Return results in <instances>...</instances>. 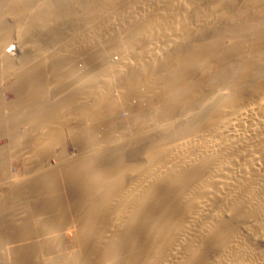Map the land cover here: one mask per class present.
<instances>
[{
	"label": "bare ground",
	"instance_id": "bare-ground-1",
	"mask_svg": "<svg viewBox=\"0 0 264 264\" xmlns=\"http://www.w3.org/2000/svg\"><path fill=\"white\" fill-rule=\"evenodd\" d=\"M15 1L17 2L14 3L15 7L18 6L17 12H14L13 16L15 21L11 18L16 25V27L14 25V31H12V22V26L8 24V30H5V26H0V77L3 76L2 79L4 76L7 78L8 75H2L3 72H6H2L5 69L8 73L10 72L9 75H13V79L18 81L24 77L23 79L28 84L34 85L38 78V72L41 73L43 70L42 66L46 65L50 69L49 59L55 56L53 53L60 45V48L64 47L65 50L67 48L66 52L78 45L82 47L79 50L86 49L88 53H92L94 47L96 49L99 47L100 51L94 50L96 53L93 51L94 54L87 57L90 60H95L89 62L93 63L91 66H94V62L98 59L104 60L102 57L109 53L105 55L98 53L101 56L96 55L97 51L101 52V49L102 53L108 49L112 52V48L117 49L120 53V57H116L117 62L116 59L115 62L111 59L112 61L110 60L109 63L107 60L109 55L106 58L107 62L104 60L101 63L98 60L94 74H90V76L94 75V78L88 74L87 79L86 76H82L83 79H86L83 80L80 78L81 71L79 79L77 77L74 79L75 75L73 79L72 77L70 79L69 76L73 72L71 75L66 73L69 80H72L69 81L70 87L73 85L72 92L70 90L68 93V90L65 89L68 86H61L60 82H57L60 79L59 75H56L57 72L55 71V75H52L53 72L46 69L50 71V73L46 71L49 77L52 75L51 79L49 77L45 79L47 86L50 85L51 89L56 86L58 90L55 88L52 93L49 92L52 91L50 86L49 91L45 87L46 90L44 89V93H42L44 96L41 94L39 96L42 98L49 95L54 96V92L57 91L62 95L60 98L63 101L57 96L62 102H59L60 104L58 103L57 106L54 104L55 109L58 107L59 110V113H56L59 115L54 114L59 119L57 120L58 124H55L57 125L55 132L58 135H55L52 130V120L54 119V110L52 111V109L54 108L51 100L54 97L50 99L51 104L44 102V108L50 111L49 114L48 111L45 112L48 119L44 117L48 120V124L44 123L43 117L40 119L42 115L37 117L43 124L42 127L40 126L41 130L38 131L39 137L33 152L42 161L41 163H43V159L46 158L45 160L48 162L50 158L52 152L50 146L51 143L54 144L53 138L59 140L60 144L61 142L65 144L61 136L73 133L74 136H70L75 138L77 135L76 130L79 128L76 126L74 128V125L79 124L81 120L79 121L80 118L72 114V118H79V122L75 121L76 124L72 125L74 128L72 131V126L69 124L74 120L66 117L70 120L68 123L64 119L66 115L63 110L67 111L66 103L70 102L74 107V112L75 109L80 111V114L77 115H84V119L90 120L91 116H94L96 118L92 117L94 118L92 122L97 121L98 118L97 122L99 123L102 119L103 121L107 120V126L103 123V126L107 127L105 128L106 138L98 137L99 130L94 127L96 122H93L94 124L91 126V120V125L88 123L86 125L87 121H83L86 127L90 126V129L93 127V130H97L96 133L88 134H97L98 142L102 139L99 143L95 139L98 144L96 145L94 142L93 149L90 148L93 143L88 144L89 150H93L91 152L86 148L88 153L91 152L90 155L83 150V146L86 145L83 143H81L83 144V149H81L84 153L79 152L78 155L83 153L86 156L82 154L78 157L76 154L75 158L69 154L70 157H67L68 155L66 156V153L63 152L61 155L64 154L65 160V157L61 158L63 156L59 154L58 158L59 160L63 159L61 160L63 164L69 158L67 161L69 163L65 162L64 168L67 170L72 168L69 169L71 172H68L67 177L65 176L66 169L62 170L65 173L62 177L58 174L59 171L57 172L56 176L60 177V183L63 179L64 183L66 181L65 186L68 187L67 183L71 181L69 177L72 175V178L77 177L81 180L78 185L77 182L76 185L74 184L75 186L70 185L74 188L72 191L77 194V198H81L82 201L90 199L86 198V188L89 190L91 186L96 189L98 198L96 200L94 196L95 201L91 202L90 199L86 205L78 199V202H81L83 206H88L86 207L87 214L83 210L81 212L83 217L79 218L80 214L76 215L77 220L75 219L77 222L80 219L83 221V225L81 224L83 229L80 227L82 232L72 230L69 239L66 238L68 235L60 237L63 233L58 237L59 239L57 238V241L60 240L57 247L59 251L57 262L61 260L63 262L61 264H86L87 262L117 264L116 260L120 255L121 260H119L122 264H264V0H37L39 5L35 8L32 7V0ZM3 3L1 1L0 5H4L5 8L6 4ZM107 3H111L113 8L111 5L109 8ZM103 4H106L107 7ZM26 5L29 7H25ZM6 6H9L6 8H11L9 2ZM23 6L26 10L32 7V11L28 12L27 10L25 13L26 11L22 9ZM22 10L25 11V14L21 12ZM114 11H119L120 15ZM16 14L18 16H15ZM20 14L25 19L23 16L20 18ZM115 14H117L116 17L124 16L128 24L127 26L124 22L121 24H125L126 29H129V25L132 28L126 32L116 26L118 21L114 17ZM17 17L24 20V23L19 21L22 25L15 23L18 22ZM29 17H33V19H28ZM112 17L116 22H112ZM57 20L64 21L63 23L72 22L70 25L68 24L69 26L75 24L69 28V33L64 35V37L67 36L66 38L60 37L61 34L57 37L59 31L57 30V32L56 28H51L52 21ZM57 26L59 27L58 24ZM16 28L18 29L16 30ZM50 29L55 30L57 34L51 30L53 34H56V40L48 43L46 36L44 37L46 32L44 35L43 32L46 30L48 34ZM124 31L126 34H122ZM11 32H14L15 36H11ZM108 34L109 37L115 34L116 38L112 35L111 40L117 39V36L120 39L114 40L110 44L111 40L108 41ZM30 35L33 37L30 41L37 39L35 40L37 41L36 49H32L36 45L31 44L33 42L30 43L28 40ZM11 37H16L17 48L21 49L23 58L18 57V49L15 53L6 52ZM53 38L55 37L53 36ZM31 45L32 48L29 47ZM47 47L53 49L49 59L46 54ZM38 48L45 49L44 53L47 56H41V59L44 60L39 59ZM58 50L60 53L61 51L65 52L64 49V52ZM75 50L72 52L79 51ZM231 50L237 52V55L232 56V58L234 57L233 67L230 64V69H228L225 66H229L228 63L231 62L229 61ZM32 52L39 54L36 59H39L41 64L38 61V64H36L37 62L33 64L36 59L31 56ZM66 54L68 55V53L63 55L66 57ZM58 55L60 61L65 62L63 61L65 57ZM110 55L111 58L114 57V54ZM68 57L71 59L73 56L69 55ZM144 57L146 62H144ZM54 59L53 62L56 60ZM131 59H134L133 61L136 63ZM50 60L52 61V59ZM67 60L69 61V59ZM57 63H55V67L58 65ZM52 64L54 65V63H51V67ZM151 67H153L152 73L147 69L151 70ZM213 67L216 70L214 73L216 75L209 81L210 69ZM133 68L134 70L137 68V72L128 71ZM76 69L75 71H78ZM16 71L19 73L16 74ZM88 80L95 86L94 88L88 83ZM39 83L41 85L42 82ZM117 83L119 84L116 85ZM208 86H211V91L209 89V92L205 93L206 90L203 88ZM17 89L18 84L15 90ZM35 89L33 88L32 92ZM36 92L38 91L35 90L34 95H38ZM138 92L144 95V98L142 97L144 101L141 99L142 102H145V96L150 98L146 99L153 110L147 109L148 102H145L146 105H143L140 99L138 100L142 104H138L139 101L136 102L135 97ZM140 94L138 97L141 96ZM85 99H89L87 104H85ZM43 100L45 99L43 98ZM89 101L90 103H88ZM125 101H128V104L125 103L126 105L130 104L131 106V111H133L131 116L129 115L130 111L127 112L128 115L123 112V109L121 111ZM71 104L69 106L72 107ZM9 106L12 105L0 104V124H3L2 127L6 129L13 128L12 117H16L18 111L16 107ZM4 107L7 109L6 112L3 110ZM128 109L126 108V110ZM30 113L28 112V116ZM88 113L89 118L86 115ZM35 114L37 115L35 112L31 113L32 116ZM116 116L117 119L120 117L119 120L123 122V126L120 127V121L117 120L119 129L114 127V124L117 123L115 122ZM80 117L82 118V116ZM96 125L99 126V124ZM5 128L2 130H6ZM81 128L82 130H80ZM81 128L79 130L84 132L83 126ZM87 129L85 128V131ZM117 130H121V132L119 133ZM102 131L103 134L106 133L104 130ZM83 132L79 134L83 135ZM58 136L61 140L57 139ZM70 136L68 137L71 138ZM96 136L93 137L96 138ZM101 136L103 137V135ZM93 137H90L92 142L94 141ZM77 139L82 142L83 138ZM2 158L5 161L3 156ZM70 159L73 161L70 162ZM31 161L33 162V160ZM56 163L58 164V162ZM66 164H70V166L68 165V167ZM60 167L58 168L60 169ZM44 171H41V176L35 175L36 173L32 176L39 177L38 180L40 177L44 178L45 175V180H48L45 183L48 186L52 183L50 181L55 179V177L53 178L55 173L48 166ZM74 178L73 181L78 180L77 178L74 180ZM45 180L40 182L35 180V185L33 183L31 187L27 183L30 190L28 187L26 188L25 182L16 181L3 184L2 187L5 190L0 193V264L4 258L10 255L14 264H26L25 259H28V256L29 263L35 264L44 245L49 247L53 244L55 238L52 235L55 236V233L50 234L51 231L48 230L51 224L53 226L52 219L49 217L51 215L46 212L49 216H44L46 214L43 212L55 210L54 201L50 209L52 199H49L54 196L50 195L51 197H49V190L45 188L46 192L41 190L43 189L41 185ZM73 181L70 183L73 184ZM30 184L32 185V183ZM60 190L61 192H57L62 193V189ZM90 191H87L88 194ZM66 195H64L65 198L70 196ZM23 196L25 198L28 196V200H24ZM88 196L90 197L91 194ZM12 199L14 200L11 202L14 204L6 203ZM64 199L57 200L61 202ZM65 202L67 205L68 201ZM70 204L73 205L71 202ZM58 206L59 204L55 207L58 208V211H63L60 212L62 216L69 213L72 210L71 207H73L71 213L77 210L75 209L77 206L75 205L74 208L73 205L70 206V210L65 211H68L67 213L63 214L65 209L59 208L67 206L64 203L60 207ZM19 210L24 213L23 217H25L21 224H18L17 218H15ZM52 212L51 214H53ZM77 212L80 213L79 209ZM83 214L87 217H84ZM66 217L63 216L65 220L69 218V216ZM85 218L87 222H85ZM58 219L57 221L62 220ZM70 219L68 222H71L72 219ZM79 222L77 224L80 226ZM86 223L98 224L99 227L102 224L104 227L106 224L105 228L107 229L110 224L111 230L109 229V231L111 232L106 233L109 231L101 227L105 230L102 232L100 231L102 229L99 230V227L95 225L101 234L93 225L86 226ZM69 224L71 226L73 223ZM37 225H42V228L38 226L42 229H40L39 236L41 237L39 239L34 238L38 236L39 232L35 233L34 231V227ZM65 225L68 224L63 225L62 223L59 226L62 228V232ZM16 226H20V228L22 226L20 229L22 232L17 233ZM44 227L45 230H43ZM89 227H93L97 233H93L95 231L92 232L93 228L89 230ZM70 228L72 229V226ZM54 230L57 231V229ZM138 231L140 234L135 235L137 234L135 232ZM141 234H144L145 236H142L145 238L140 236ZM133 236H139L140 240L143 238L141 242L139 240V245L143 241L145 244L137 245L139 248L135 247L137 239L135 240ZM139 237L137 238L139 239ZM143 246L144 250L141 251L140 247ZM64 248L68 253L62 252ZM139 250L143 253L137 252ZM50 253L52 252L50 251ZM55 256L57 257V255ZM52 257L46 258L48 264L54 260Z\"/></svg>",
	"mask_w": 264,
	"mask_h": 264
},
{
	"label": "rangeland",
	"instance_id": "rangeland-1",
	"mask_svg": "<svg viewBox=\"0 0 264 264\" xmlns=\"http://www.w3.org/2000/svg\"><path fill=\"white\" fill-rule=\"evenodd\" d=\"M1 1H2V3L4 2L6 5H7L8 2H9V4L11 5V8H6V7H9V6H6V5H5V8H4V5H3V6L0 5V6H1L0 9H2V10L0 11V26H1V27H4V26H5V28H6L5 30H8V28H9L8 26H9V25H10V26L13 25V26H12V27H13V28H12L13 30L11 29V27H10V29H11L12 31H14V29H15V28H14V25H15V24H14L13 22L15 21V19H14L13 16H14V12H17V9H18V6L15 7L16 4H14V3H17V2H16L15 0H0V2H1ZM38 1H39V0H38ZM40 1H41V0H40ZM11 2H12V3H11ZM4 3H3V4H4ZM31 3H32V7L34 6V8H35V6L39 5V4H37V3H38L37 0H36V1H35V0L33 1V0H32ZM33 3H35V5H33ZM13 4H14V5H13ZM103 5L106 6V4H103ZM107 5H108V6L111 5V7L113 6L111 3H107ZM12 7H14V8H12ZM19 7H20V6H19ZM23 7H24V6H23ZM25 7H29V6L26 5ZM25 7L22 8V9H24V10L26 11V12L24 11L25 13H27V10H28V12L32 11V10H31L32 7H31L30 9L27 8V10H26ZM106 7H107V6H106ZM111 7L109 6V8H111ZM131 7H133V6H131ZM15 8H16V9H15ZM74 8H75V7H74ZM112 8H113V7H112ZM135 8H136V7H135ZM3 9H4V10H3ZM10 9H11V11H10ZM13 9H15V10H13ZM7 10H8V11H7ZM34 10H35V9H34ZM134 10H135V9H134ZM9 11L12 12V13H10ZM21 12H22L23 14H25V13L23 12V10H22ZM114 12H116V13H118V15H120V12H119V11H114ZM6 14H7V15H6ZM17 14H18V13H17ZM17 14H16L15 16H18ZM113 15H114V13H113ZM116 15H117V14H115L114 17L116 18V21H118V22L120 21V23L116 22V21L114 20V17H112V20H113V21L111 20L112 22H116V24L114 23L116 26H119L120 28L124 29L125 31H126V30H130V28H132V27H130V25H129V26H128L129 29H128V28L126 29V26H127L128 22H126V20L124 19V16L121 15V16H117V17H116ZM20 16H21L20 18H22L23 15L20 14ZM119 17H120V19H119ZM11 18H13L14 21H13ZM20 18L18 19V17H17L16 19H18V20H17L18 22H15V23L18 24L19 21L21 20ZM23 18H24V16H23ZM117 18H118L119 20H118ZM24 19H25V18H24ZM28 19H31V20H32L33 17H31V18L29 17ZM11 20H12V21H11ZM6 21H7V22H6ZM23 21H24V20H23ZM23 21L21 20L20 22L24 23ZM28 21H29V20H28ZM9 22H10V23H9ZM11 22L13 23L12 25H11ZM57 22H58V23H57ZM63 22H64V21H58V20H57V21H54V22L52 21V26H51V28H52V29H55V28H56L55 30H56V31L58 30L59 32L57 31V32H58V34H57V32H56L55 30L50 29V33H52V32H51V30H52V31L56 32L57 37L59 36V34H61L62 36H60V37L66 38L67 36L64 37V35H67V34L69 33V32H68V31H69V28L75 26V24H71V26H69L70 23H72V22H70V23H68V22L63 23ZM123 22L126 24V26H125V24H124V25L121 24V23H123ZM22 23H19V25H20V24L22 25ZM54 23H55V25H54ZM56 23L59 25V27L57 26ZM59 23H60V24H59ZM62 23H63L64 25H63ZM8 24H9V25H8ZM68 24H69V25H68ZM114 24H113V25H114ZM117 24H118V25H117ZM119 24H121V25H119ZM67 25H68V26H67ZM116 26H115V27H116ZM123 26H125V27H123ZM15 27H16V25H15ZM57 27H58V28H57ZM66 27H67V28H66ZM17 29H18V28H16V30H17ZM65 30H66V31H65ZM9 31H10V30H9ZM38 31H40V30H38ZM41 31H43V29H41ZM63 31H64V32H63ZM125 31H124L122 34H126ZM45 32H46V34L44 35ZM62 32H63V33H62ZM67 32H68V33H67ZM126 32H127V31H126ZM129 32H130V31H129ZM11 33H12L11 36H15V35H13L14 32H11ZM50 33L48 32V34H47V31H46V30H44V32H43V35H44V37L46 36V40H48V43H50L51 41L54 42V41L56 40V34H55V33H54V34L52 33V34H53V35H52V34H50ZM66 33H67V34H66ZM34 35H36V34H34ZM47 35H49V36H47ZM112 35H113V34H112ZM112 35H111L110 37H109V34L107 35V37L109 38L108 41L112 39V38H111ZM114 35H115V34H114ZM114 35H113V37L116 38V36H114ZM53 36H54L55 38H53ZM31 37H32L31 35L28 37V40H29V41L33 39V37H32V38H31ZM86 37H87V36H86ZM86 37H84V38L86 39ZM34 38H35V36H34ZM63 38H62V39H63ZM115 38H114L113 40H111L110 44H111L112 42H114V40L116 41V40L120 39V38H118V36H117V39H115ZM12 39H13V41H12ZM54 39H55V40H54ZM57 39H58V38H57ZM35 40H37V39L35 38L34 41H30V43L33 42V43H31V44L36 45V46H33V48H32V45L29 46V47L32 48V49H36V48H37V41H35ZM49 40H50V41H49ZM56 42H57V41H56ZM48 43H47V44H48ZM10 44H11V45H10ZM24 45H25V44H24ZM24 45H23V46H24ZM29 45H30V44H29ZM17 46H18V43H17V39H16V37H11L10 43L8 44V46H7V48H6V52H7V53H10V52L15 53V52H17L16 49H18V51H19V52H17L18 57H19V58H20V57L23 58L24 55L21 54V49L17 48ZM23 46H21V47H23ZM49 46H50V45H49ZM60 46H61V45H60ZM60 46H58V49H60V51L63 50V49L65 50L64 47H63V48H62V47L60 48ZM75 46H76V45H75ZM10 47H11L12 49H8V48H10ZM35 47H36V48H35ZM73 47H74V46H73ZM73 47H72V48H73ZM262 47H263V46H262ZM47 48H48V49H46V51H47L46 54H48V56L44 53V52H45V49L42 50V48H38L39 50H37V51L40 52V53H39V54H40V58H39V59H41V56H42V55L47 56L48 59H49V57H50V53H53V49H52V48L49 49V47H47ZM72 48H71V49H72ZM79 48H82V47H79V45H78V46L74 47L72 51H74L75 49L79 50ZM94 48H95V49H94L95 51H96V50L100 51V48H99V47H97V49H96V47H94ZM40 49H41V51H43L42 53H41ZM55 49H56V48H55ZM58 49H56L57 51H56V52L54 51L55 53H53V54H55V56L51 54V55L54 56V57L51 56L52 58H50V59H52V61L49 59V62H48L49 65H48V66L50 67V69H48V67H46V65L44 64L46 68L42 66V69H43V70L41 71V73L38 72V73H39V74H38V78L36 79L34 85L31 84V83L28 84L27 81H25V79H23L24 77H21V80H18V81H17V79H15V78L13 79V75H12V74L9 75L10 72L8 73V71L5 70V69H3L2 72H3V71H6V72H3V74H2V72H1V74H2V75L8 74V75H7V78H6L5 76H4L5 79H4V78L2 79L3 76L0 77V104L2 103V104L12 105V106H9V107L12 108V107L14 106V107H16V110H18L17 113H16V117H12V120L14 121V126H15V127L13 126L12 129H10V128H9V129H8V128L6 129L5 127H2L3 124H0V193H2L3 190H5V188L2 187V186H4L3 184H6V183H14V182H16V181H17V182H21V183L25 182V183H24L25 185L28 183L29 186L31 187V186H33V183L35 182V180H36V181H39V182H40V181H43V179L45 180V178H46L45 175H44V178L40 177V179L37 180V178H39V177L35 178V177L32 176V174L36 173L35 175H37V176L40 175V176H41L42 172H45V171H46V170L44 171L45 167L47 168V166H48V167H51V168L53 169V172L55 173V176H53V178L55 177V179H56L57 181H56L55 179H54V180L51 179V180H53V181H50V182H52V183H50V182H49L50 184L47 183V184H49V185L47 186L45 182H46V181L48 182V180L46 179V180L42 183V185H41V188H43V189H41V190L44 191V192H46L47 190H49V192H48L49 197H51V196L58 197V196H60V194H61L60 197H61L62 199H64V198H65L64 195H66V193H67L68 196L70 195L69 197L66 195L68 198H70L69 200H67L68 198H65L66 200L64 199V200H63L64 202L61 201V202L64 203L65 206H67V207H66L67 209H66L64 206L62 207L61 205H62L63 203H61V202H59V201L57 200V199L62 200L60 197H58V198H56V199H55L54 197H51V198H49L50 200L52 199V200H51V203H50V206H51L50 209L52 208V203H53V201H54V203H53L54 206H53V207H54L55 210H50L49 212H48V211H44V210H42V211H44L43 213L46 214V215L43 214L44 216H49V215H47V213H49V214L51 215V216H49L50 219H52V222H53V226H52V224H51V227H52V229H53V228H54V229H57V231L54 230V229H53V230H54V231H53L52 229H50L51 227H49L48 230L51 231V232L49 231L50 234L55 233V236H56V237L54 236V234L52 235V236L55 238V239H54L55 242L53 241V244H52L51 246H49V247H48V245H44V249H42V252L40 253V257H38V260H37V262H36L35 264H48L47 261H46V260H48V259H46V258H48L49 256L52 257L53 255H54V256L52 257V259H54L55 261L53 260L52 262H55V264H57V263H58V264H59V263H60V264L63 263L61 260H59V261L57 262V260L59 259V258H58V252H59V251H58V248H57V247H58V242L60 241V240L57 241V238L63 233V235H61L60 237H66V236L68 235L66 238L69 239V238L71 237V235H72V230H76L77 232H78V231H81V229H83L82 226H81V224H82L83 221H82L81 219L78 220V222L81 221V222H79V224H80V226H79V225L77 224L78 222L76 221V220H77V218H76L77 216H76V215L79 216V215L81 214V212H83V210H84V212L87 214L86 210H88V209H87L86 207H88V206H85V205L87 204V201H88V200L90 201V199H91V202H92V200H93V202H94V201H95V200H94V196L96 197V198H95L96 200H97V198H98V197H97L98 194L96 195L97 191H96L95 188H93L94 186H93V187H92V186L90 187L91 189L93 188V189H92L93 191H92L91 189L88 190V188H86L88 192H89L90 190L92 191V192L90 191L89 194H88V192L86 191V193H87L86 198H90V199H88V200H86V201H85V200L82 201L81 198H77V197H78L77 194H76V193H73V191H72V188H73V187H71L70 185L75 186V185H76V182H77V185H78V184L81 182V180H79V179L76 177V178L79 180V181H78L76 178L73 177L74 180H75V179L77 180V181H73V178L71 177V176H72L71 174H70L71 176L69 177V180H71V181H68V183H70V182L73 181V182H74L73 184H72V183H70V184L67 183V185H69V186L67 187V186H65V185H66V184H65L66 181H65V183H64V180H63V179H62V181H61L62 183H60V179H59L60 177H59L58 175L56 176V174H57V172L59 171L58 174H59L61 177L64 176L65 173H64L62 170L66 169V168H64V167H65V162H66V163H69V162H67L69 158H67V161H65V160H66V157L64 156V154L61 155V153L64 152V153H66V154H65L66 156L68 155L67 157H70V155H72L71 157L74 156V157L76 158L77 156H75V155H76V154L78 155L79 152H83V153H84V151L87 152L91 147H92V149H93L95 143H96V145H97V144L100 142V140L102 141V139H100L99 142H98V140H97L98 137H99V138H100V137H101V138H104L105 136L107 137V135H105V134H107V132H106V130H105V128H107V127H104V126H103V123H104V125L106 124L105 126H107V120H106V119H105L104 121H103V119L100 120V123L97 122V121L99 120V118H98L97 121H93L94 123L96 122V124H99V126L101 127V129H102V126H103L104 128H103L102 130H104V132H106V133L103 134V131L100 129V127L97 126V125L95 124L94 127H96L97 130H99V132H97V133H99V134H98V137H97V136H96L97 134H95V135L93 134V133H96L97 130H96V131H95V129L93 130V127L90 129V126H87V127H86V126H85V123H84V122L87 121V122H86V125H88V124L91 125V124H90V120H91V123H92L91 126H93L94 123L92 122V119H94V118H96V117L91 116V119H90V120H89V119H84V115H77V114H80V111H78L77 109H75V112H74V107H73V105H72L70 102H68V103H66L68 109L65 108L67 111L65 110L66 112H64V110H63L64 115H66V116L63 115V116L65 117L64 119H65L67 122H68V121L70 122V120H71L70 118H72V114H73V115L75 114L76 117L78 116V117L80 118V119L78 118L79 121L81 120L80 123L77 124L78 126L80 125V127H78L77 125H74V124H76V122H79L78 119H77L76 117H74V116H73V117H74L75 119L72 118V120H74V122L71 121L69 125H70V126L74 125V128H75V126H76V128H79V129L81 128V126H83V130H84V132H83V131H80V130H82V128H81L80 130L78 129L79 131L75 129V130H76V134H77V135L75 136V138H74V137H71V136H74L73 133L70 134L71 136L68 135V134H65V136H63V137L61 136V139H64V141H65V142H63V143H65V144H62V142H61L62 145L60 144L59 140H56L55 138H53V140H54L53 143H54V144L51 143V146H50V150H51L52 152L49 150V151L51 152V153H50V158H49L50 161L48 160V162H47V160H45V159H46V158H45V159H43V163H41L42 161H41L38 157H36V154L33 152V150H34V145H35V144L37 143V141H38V137H39V133H38V131L41 130V127H42V124H43L42 121H41L40 119H42V117H43L42 120H44V119L47 118V116H48L47 113L45 114V112L48 111V109L44 108L45 103H50V104H51V102H52V105H53L52 107L54 108V109H52V111L54 110V111H53V112H54V113H53L54 119L52 120V121H53V123H52V128H53V129H52V130L55 132V131L57 130V125H55V124H58V123H57V120H59L58 117H56V115H59V114H56L57 112L59 113V110H58V107H57V109H55V108H56V106H57V104H58L59 102L61 103V102L63 101V100L60 98V97H62V95L58 94L57 91H56V93L54 92L55 95L52 94V95H54V96L49 95L48 97L46 96V98L43 97L45 100H43V98L41 97V96H44V94H42V93H44V89H45V87L48 89L49 86H50V85L47 86V84H46V82H45V79H47V77H49V74H48V73H50V71H47L46 69L51 70V71L53 72V74L51 73L52 75H55V73L57 72L56 75L58 74V75H59L58 78H60L59 81H57V82H60L59 84H60L61 86H62V85H63L64 87H65V86H68V87H65V89L68 90V91H67V93H68L70 90H71L70 92H72V89H73V85H71L72 87H70V82H69V81H72V80H69V78L71 79V77H72V79H73V78L75 77L74 79H77V78L79 79L80 76H81L80 78H82V76H84V77L86 76V79H87V75H88V74H89L88 76H90V74H94L93 72H95V68H96L98 62L103 63L104 60H105V62H107V61H106V58L108 57L107 55H109V59L107 58V60H108L109 63H110L112 60L115 62V59H116V62H117V58H116V57H117V56L120 57V55H119L120 53H119V51H118L117 49L112 48V52H111V50H109V49H108V51L104 50L105 53H104V52L102 53V49H101V52H98V51H97V54H96V55L101 56V55L98 54V53H101V54H104V55H105V54H107V53L109 52L110 54H111V53L114 54V57L111 58V55L108 53L107 55H105V57H102V58H104V60H100V59H98V60H100V61L96 60V62H94V66H91V65H93V63H89V62H93V61H95V60H92V59H91V60H92V61H91L90 58L88 59L87 57H89L88 55H90V54H94V53H96L94 50H93L94 53H93V51H92V53H88V52H86V49H85L84 51H83V49H82V51L84 52V54H82L83 52H82L81 50H79V51L75 50V51H77V52L74 53V52L71 51V49L69 50V48H68V50L71 51L72 53L69 52V51L66 52V50H67V48H66L65 52H64V50H63L64 53H62V51H61V53H62V54H61V53L59 52ZM48 50H49V51H52V52H49ZM113 50H114V53H113ZM34 51H36V50H34ZM80 51H81L82 53H81ZM231 51H232V53H230ZM231 51L229 52V54H230V57H229L230 59H229V61H231V62L228 63L229 66H225V67L228 68V69H230V64H231V65L233 64L232 62H233V58L235 57L234 55H237V52L235 53L233 50H231ZM48 52H49V53H48ZM58 52H59V53H58ZM116 52H117V53H116ZM33 53H35V54H33ZM36 53H37V52H32L33 55L31 54V56H33L35 59H36V57L38 58V55H39V54H36ZM57 53L60 54V55H63V54L65 55V53H68V55L66 54V55H67L66 57L63 55V56L65 57V59H63V61H65V62L67 61L68 63L66 64L65 62H61L60 59H59V55H58ZM70 53H71V54H70ZM78 53H80V54H78ZM85 53H86V54H85ZM115 53H116L117 55H116ZM19 55H20V56H19ZM36 55H37V56H36ZM69 55H72V56H73V57H71L72 60L70 59V57H68ZM82 55H83V56H82ZM132 55H134V54H132ZM57 56H58V57H57ZM80 56H81V57H80ZM232 56H234V57L232 58ZM11 57H13V56H11ZM56 57H57V58H56ZM67 57H68V58H67ZM82 57H83V59H82ZM84 57H85V58H84ZM6 58H7V56H6ZM6 58L4 57V61L6 60ZM21 58H20V59H21ZM34 58H33V59H34ZM54 58H55L56 60H55ZM86 58H87L88 60H87ZM7 59H8V58H7ZM33 59H32V60H33ZM35 59H34V60H35ZM39 59H38V60H39ZM42 59H43V58H42ZM42 59H41V60H42ZM53 59L55 60V62H53ZM57 59H58V60H57ZM67 59H69L70 62H69ZM78 59H79V60H78ZM111 59H112V60H111ZM118 59H119V58H118ZM38 60L36 59L35 62H34L33 64H35ZM43 60H44V59H43ZM89 60H90V61H89ZM110 60H111V61H110ZM133 60H134V59H133ZM133 60L131 59L132 62L136 63V61H133ZM39 61H40V60H39ZM39 61H38V62H39ZM56 61H57V62L59 61V62L57 63ZM97 61H98V62H97ZM102 61H103V62H102ZM118 61H119V60H118ZM142 61H143V60H142ZM38 62H37L36 64H38ZM43 62H45V61H43ZM43 62H42V63H43ZM144 62H146V61H145V57H144ZM144 62H143V63H144ZM39 63H40V62H39ZM46 63H47V62H46ZM48 63H47V64H48ZM51 63H54V65L52 64V67H53V66L55 67V63L58 64V65L56 64V65H57V66L55 67L56 69L53 67V70H54V71L52 70ZM59 63H63V64H59ZM78 63H79V64H78ZM82 63H83V64H82ZM87 63H88V64H87ZM101 63H100V64H101ZM40 64H41V63H40ZM68 64H69V65H68ZM42 65H43V64H42ZM66 65H68V66L66 67ZM81 65H82V66H81ZM95 65H96V66H95ZM145 65H146V64H145ZM150 65H151V64H150ZM61 66H62V68H61ZM77 66H78V67H77ZM87 66H89V67H87ZM90 66H91V68H93V67H94V68L91 69ZM146 66L148 67V65H146ZM79 67H80L81 69H80ZM149 67H150V66H149ZM231 67H233V65H232ZM57 68H58V69H57ZM63 68H65V69H63ZM69 68H71V69L69 70ZM72 68H73V69H72ZM76 68L78 69V71H75ZM59 69H60V70H59ZM77 69H76V70H77ZM84 69H85L86 73H84V72H85ZM89 69H90V70H89ZM147 69H148L149 72L152 73V71H153V67H151V70H149L150 68H147ZM44 70H45V71H44ZM64 70H65V71H64ZM88 70H89V71H88ZM91 70H93V71L91 72ZM137 70H138L137 68H136V70H134V68H133V69L128 70V71H129V72H133V73H135V72H137ZM43 71H44V72H43ZM46 71H47L48 73H47ZM55 71H56V72H55ZM67 71H69V72H67ZM70 71H71V72H70ZM81 71H82V74H81ZM45 72L47 73L48 76L46 75ZM54 72H55V73H54ZM64 72H65V76H64ZM72 72H73V74H72ZM215 72H216V70H215L214 67L210 69V76H209V78H208L209 81H210V79H211L212 77H214V76L216 75V74H214ZM17 73H19V72L16 71V74H17ZM43 73H45V74H43ZM59 73H60V74H59ZM61 73H62V74H61ZM66 73H68V74L70 73V75H71V74H72V75L69 76V78H68V77H67L68 75H66ZM74 73H75V74H74ZM51 74H50V75H51ZM80 74H81V75H80ZM83 74H86V75H83ZM18 75H19V74H18ZM52 75H51V76H52ZM58 75H57V76H58ZM74 75H75V76H74ZM79 75H80V76H79ZM0 76H1V75H0ZM51 76H50V77H51ZM73 76H74V77H73ZM78 76H79V77H78ZM93 76H94V75H93ZM93 76H90V77L94 78ZM39 77H40L41 79H40ZM50 77H49V78H50ZM65 77H66V78H65ZM76 77H77V78H76ZM25 78H26V77H25ZM61 78H62V79H61ZM88 78H89V77H88ZM50 79H51V78H50ZM66 79H67V80H66ZM82 79H83V78H82ZM84 79H85V78H84ZM84 79H83V80H84ZM86 79H85V80H86ZM132 79H133V77H132ZM38 80H40L39 82H42L41 85H40V83L38 82ZM62 80H63V81H62ZM64 80H65V81H64ZM89 80H91V79L89 78ZM89 80H88V83L90 84L91 82H89ZM43 81H44L45 83H44ZM61 81H62V82H61ZM92 81H94V79H92ZM117 81H118V80H117ZM68 82H69V84H68ZM16 83L18 84V89H17V90H15V88H16V86H17ZM37 83H38V84H37ZM92 83H94V82H92ZM64 84H65V85H64ZM66 84H67V85H66ZM118 84H119V83H117L116 85H118ZM13 85H14V87L12 88ZM19 85L22 86L23 89H22V87L20 88ZM32 85H33L34 87H33ZM43 85H44V86H43ZM90 85H91L93 88L95 87V86L92 85V84H90ZM204 85H205V84H204ZM205 86H206V85H205ZM2 87H3V88H2ZM29 87H31V88H29ZM52 87H53V86H52ZM210 87H211V86H208L207 88H206V87L203 88L204 90H206L205 93L209 92V89H210V91H211V88H210ZM33 88H36L35 90L39 92V93L36 92V94H38V95H34V91H35V90L32 92ZM55 88H56V89H55ZM55 88H53V89L58 90L56 86H55ZM69 88H70V89H69ZM12 89H13V90H12ZM26 89H27V90H26ZM42 89H43V90H42ZM53 89H51V86H50V90H52V91H49V89H48V91L53 93V91H55V90H53ZM117 89H118V88H117ZM45 90H46V89H45ZM74 90H75V89H74ZM94 90H95V89H94ZM118 90H120V89H118ZM118 90H117V91H118ZM25 91H28V92L25 93ZM1 92H2V93H1ZM45 92H46V91H45ZM118 92H119V91H118ZM94 93H96V92H94ZM24 94H26L27 96H25ZM40 94H41V96H39ZM50 94H51V93H50ZM138 94H140V92H138ZM138 94H137V96L135 95V96H136V97H135L136 102L139 101L138 99H140V101H141L142 97L144 96V95L140 94V95H141V96H140L141 98H140V97H138V96H139ZM28 95H29V96H28ZM59 95H60V96H59ZM66 95L68 96V94H66ZM66 95H64V96H66ZM96 95H98V94L96 93ZM55 96H56V97H55ZM57 96H58L62 101L59 100V98H57ZM3 97H4V98H3ZM53 97H54V98H53ZM52 98H53L54 100H53ZM67 98H68V97H67ZM143 98H144V97H143ZM146 98H147V96H145V102L147 103V102H148L147 99H150V98H147V99H146ZM50 99H52L51 102H50ZM88 100H89V99H88ZM88 100L85 99V101H86L85 104H87V101H88ZM142 100H143V99H142ZM7 101H8V103H7ZM140 101L138 102V104L142 102V101H141V102H140ZM143 101H144V100H143ZM149 101H150V100H149ZM10 102H11V103H10ZM41 102H42V103H41ZM44 102H45V103H44ZM66 102H67V101H66ZM126 102H127V104H128V101H125V102L123 103V105H122L123 108H121V111L124 110L123 112H126V113L130 111V112H129V113H130L129 115L131 116V114H133V113H132L133 111H131L132 109L130 108V107H131L130 104H129V105H126V104H125ZM145 102H142L143 105H144V104L146 105ZM13 103H14V105H13ZM60 103H59V104H60ZM88 103H90V101H89ZM142 103H141V104H142ZM54 104H56L55 107H54ZM70 104L72 105V107L69 106ZM149 104H150V103L148 102V104H147V105H148V108H147V109H148V110L150 109V111H151V110H153V108H152V106H150ZM23 105H24V106H23ZM66 105H65V106H66ZM125 105H126V106H125ZM42 106H43V107H42ZM124 106H125L127 109H128V107H129V109L126 110V108H125ZM14 107H13V108H14ZM69 107H70V108H69ZM27 108H28V109H27ZM40 108H41V109H40ZM26 109H27V110H26ZM29 109H30V110H29ZM122 109H123V110H122ZM3 110H5V112H6L7 109H5V107H4ZM76 110H77V111H76ZM32 111L35 112V113H37V115L35 114V116H34V115L32 116V115H31V113H33ZM28 112H29V113L31 112V113L29 114L30 117L28 116ZM42 112H43V113H42ZM49 112H50V111H48V114H49ZM68 112H69V113H68ZM70 112H72V113H70ZM76 112H77V113H76ZM152 112H153V111H152ZM65 113H66V114H65ZM120 113L122 114V112H120ZM4 114L6 115L7 113H4ZM4 114H3V115H4ZM54 114H56V115H54ZM5 115H4V116H5ZM7 115H8V114H7ZM41 115H42V116H41ZM86 115H88V117H87ZM86 115H85V116H86L87 118L90 117L89 113L86 114ZM117 115H118V114H117ZM127 115H128V113H127ZM13 116H14V115H13ZM39 116H41L40 119L37 118V117H39ZM80 116H82V118H81ZM44 117H45V118H44ZM66 117L69 118L70 120H68ZM86 117H85V118H86ZM92 117H94V118H92ZM14 118H15V120H14ZM31 118H32V119H31ZM55 118H56V119H55ZM115 118H116V121H115V122L118 123L117 120H119L120 117L117 119V116H116ZM115 118H114V120H115ZM38 119H39V120H38ZM47 119H48V118H47ZM47 119H45V122L43 121L45 124H48V123H47V122H48ZM84 120H85V121H84ZM88 120H89V122H88ZM121 120H122V119H121ZM36 121H37V122H36ZM75 121H76V122H75ZM83 121H84V122H83ZM101 121H102V122H101ZM119 121H120V120H119ZM129 121H130V120H129ZM54 122H56V123H54ZM58 122H59V121H58ZM69 122H68V123H69ZM81 122H82V125H81ZM105 122H106V123H105ZM115 122H114V123H115ZM132 122H133V121H132ZM27 123H28V125H27ZM71 123H72V124H71ZM83 123H84V125H83ZM87 123H88V124H87ZM117 123H116V124H117ZM122 123H123V122L120 121V127L123 126ZM24 124H25V125H24ZM116 124H114V127L116 126L115 129H119V127H118L119 123H118L117 125H116ZM101 125H102V126H101ZM121 125H122V126H121ZM132 125H133V123H132ZM40 126H41V127H40ZM54 126H55V127H54ZM1 127H2V128H5L7 131H6V130H2ZM84 127H85L86 129H87L88 127H89V128L85 131V128H84ZM98 127H99V129H98ZM55 128H56V129H55ZM74 128H73V126H72V128H71L72 131H73ZM38 129H39V130H38ZM89 129H90V130H89ZM8 130H11V131H8ZM2 131H3V132H2ZM30 131H31V132H30ZM77 131H78V132H77ZM88 131H89V132H88ZM94 131H95V132H94ZM117 131H118L119 133L121 132V130H117ZM81 132H83V135L81 134L82 136L79 134V133H81ZM91 132H93V133H92V134H88V133H91ZM101 132H102V133H101ZM56 133H57V132H55V135H58V134H56ZM74 133H75V131H74ZM100 133H101V134H100ZM9 134H10V135H9ZM78 134H79L81 137H80ZM85 135H86V136H85ZM90 135H91V136H90ZM92 135H93V136H96V138L93 137ZM101 135H103V137H102ZM22 136H23V137H22ZM68 136H70L73 140H72L71 138H69ZM24 137H25V138H24ZM29 137H30V138L32 137V138L30 139ZM90 137H93V138H92V140H94L93 142L91 141V138H90ZM106 137H105V138H106ZM36 138H37V139H36ZM58 138H59V136L57 137V139H58ZM77 138H80V140L83 138V139L81 140L82 142H80ZM85 138H86V140H85ZM14 139H16V140H14ZM34 139H35V140H34ZM59 139H60V138H59ZM61 139H60V140H61ZM89 139H90V140H89ZM95 139H96V141H97L98 143L95 142ZM77 140H78V141H77ZM103 140H104V139H103ZM17 141H18V142H17ZM55 141H56V142H55ZM57 141H58V142H57ZM62 141H63V140H62ZM73 142H74V143H73ZM86 142H87V143H86ZM94 142H95V143H94ZM32 143H33V144H32ZM55 143H56L57 145H56ZM81 143L86 144V145L83 146V144H81ZM89 143H90V144L93 143V146H91ZM59 144H60V145H59ZM75 144H76V145H75ZM79 144H80V145H79ZM88 144L90 145V148L88 147V146H89ZM31 145H32V146H31ZM11 146H12V147H11ZM77 146H79L80 148H79V147L77 148ZM82 146L84 147V149H83ZM28 147H29V148H28ZM206 147H208V146H206ZM81 148H82L84 151H82ZM86 148H87L88 150H87ZM85 149H86V150H85ZM92 149L89 150V151L92 152V151H93ZM6 151H7V152H6ZM89 151H88V152H89ZM4 152H6V153H4ZM86 152H85V153H86ZM88 152H87V153H88ZM91 152H90V153H91ZM83 153H80V155H78V157H80ZM87 153H86V154H87ZM90 153H88V155H90ZM5 154H6V155H5ZM31 154H32V155H31ZM59 154H60L61 156H63V157H61V158H64V157H65V160H64L65 162H64V164L61 163V160H63V159L60 158L61 160H59V158H58V157H60ZM69 154H70V155H69ZM34 155H35V156H34ZM83 155H85V154H83ZM2 156L4 157V160H5V161H3ZM85 156H86V155H85ZM32 157L35 158V159H33ZM57 158H58V159H57ZM1 159H2V160H1ZM30 159L33 160V162H32ZM55 159H56V160H55ZM72 159H74V158H72ZM72 159H70V162L73 161ZM58 160H59V161H58ZM35 161H36V162H35ZM39 161H40V162H39ZM30 162H31L32 165L30 164ZM50 162H51V164H50ZM56 162H58V164H57ZM2 163H3V164H2ZM34 163H35V164H34ZM1 164H2V165H1ZM28 164H29V165H28ZM56 164H57V165H56ZM59 164H60V165H59ZM37 165H38V166H37ZM44 165H45V166H44ZM49 165H51V166H49ZM55 165H56V166H55ZM66 165H67V166H68V165L70 166V164H66ZM30 166H31V167H30ZM39 166H40V168H39ZM60 166H61V167H60ZM67 166H66V167H67ZM69 166H68V167H69ZM58 167H60L61 170H60ZM37 168H38V169H37ZM28 169H29V170H28ZM36 169H37V170H36ZM69 169L71 170L72 168L70 167V168H68V170H69ZM54 170H55V171H54ZM66 170H67V169H66ZM68 170H67V171L64 170V171L66 172V174H65L66 177H67V175L71 172L70 170H69V171H68ZM41 171H42V172H41ZM61 171H62V172H61ZM39 172H40V174H37V173H39ZM60 172H61V173H60ZM68 172H69V173H68ZM63 173H64V174H63ZM62 174H63V175H62ZM31 176H32V177H31ZM33 178H34V179H33ZM29 179H31L32 181L34 180V181H33V182H32L31 180L29 181ZM58 180H59V181H58ZM39 182H38V183H39ZM58 182H59V183H58ZM78 182H79V183H78ZM30 183H32V185H31ZM36 183H37V182H36ZM44 183H45V184H44ZM54 183H55V184H54ZM57 183H58V184H57ZM63 183H64V184H63ZM60 184H61V185H60ZM74 184H75V185H74ZM34 185H35V183H34ZM51 185H52V186H51ZM59 185H60V186H59ZM62 185H64L65 187H64V186L62 187ZM27 187H28V186L26 185V188H27ZM59 187H60V188H59ZM44 188L47 189V190H44ZM54 188H55V190H54ZM58 188H59V189H58ZM23 189L25 190V188H23ZM28 189L30 190L29 187H28ZM28 189H27V190H28ZM60 189H62V193H59V192H61ZM68 189H70V190H68ZM73 189H74V188H73ZM76 189H77V188H76ZM50 190H51V191L53 190V191L51 192ZM66 190H68V192H66ZM55 191H56V193H55ZM57 191H59V192H57ZM69 191H71V192L73 193V195H72V193L69 192ZM53 193H54L55 195H54ZM57 193H59V195H56ZM69 193H71V194H69ZM74 194H76V195H74ZM90 194H91V196L89 197L88 195H90ZM0 195H1V194H0ZM50 195H51V196H50ZM62 195H63L64 197H63ZM71 195H72V196H75V197L73 198ZM92 195H93V196H92ZM87 196H88V197H87ZM91 197H93V198H91ZM23 199H24V200H28V196H27V198H25V197L23 196ZM71 199H72V201H71ZM78 199H80L81 202H82L83 204L85 203V205L83 206L81 202H78V201H79ZM13 200H14V199L9 200V202H6V203L9 204V205H12V204H14L13 202H11V201H13ZM29 200H30V199H29ZM65 201H68V202H67V205H66V202H65ZM74 201H75L76 204L74 203ZM76 201H77V202H76ZM89 201H88V202H89ZM24 202H25V201H24ZM70 202L73 203L74 208H75V205L78 207V208L76 207L75 209H77V210L79 209V212H80L79 214H78L77 210H76V212L74 211V213H71V212H73V211H72V210H73V207H71L72 210H70V209H71L70 206H73V205H71ZM57 203L59 204L58 207H60V206L62 207V208L60 207L59 209H61V210H62L63 208L65 209L63 214H65V213L68 212V211L65 212L66 210H70V211H71V212L69 211L70 214L67 213V214L63 215V216H65V217H66V215L69 216V218H68L67 220H65V218H63V216H62V214H61L63 211H62V212H61L60 210L58 211V208H56L57 205H58ZM55 204H56V205H55ZM60 204H61V205H60ZM77 204H78V205H77ZM88 204H89V203H88ZM80 205H81V206H80ZM55 206H56V207H55ZM79 206H80V207H79ZM82 206H83V208H82ZM68 208H69V209H68ZM75 209H74V210H75ZM80 209H81V210H80ZM19 211H20V212H19ZM19 211H18V213H17L18 215H17V214H16L17 216L15 215V218H17V221H16V222H17L18 224H21V223H23V221H24V218H25V217H23V216H24V213H25V212L23 211V209H22V211H23L24 213H22L21 210H19ZM52 211H53V212H52ZM54 211H55V212H54ZM56 211H58L57 214H56ZM101 211H102V210H101ZM46 212H47V213H46ZM51 212H52L53 214H51ZM60 212H61V213H60ZM59 213H60V214H59ZM83 215H84V214H83ZM55 216H56V217H55ZM59 216H62V217H59ZM68 216H67V217H68ZM72 216H73V218H71V219L74 220L73 222H72V220L70 219V217H72ZM74 216H75V217H74ZM51 217H55V218H51ZM58 217H59V219H62V218H63V219H62V220H59ZM67 217H66V218H67ZM81 217H83L82 214L79 216V218H81ZM84 217H87V216L84 215ZM21 218H22V219H21ZM79 218H78V219H79ZM55 219H56V220H55ZM57 219H58L59 221H57ZM69 219L71 220V222H68ZM75 219H76V220H75ZM82 219H84V218H82ZM63 220H64V222H62ZM21 221H22V222H21ZM54 221H55V222H54ZM60 221H61V224H60ZM75 221H76V223H74ZM57 222H58V223H57ZM85 222H87V221H86V218H85ZM85 222H84V224H85ZM4 223H5V222H4ZM56 223H57V224H60V225H57ZM62 223H63V225H64V224H68V225L63 226V228H65L63 232H62V228L59 227V226L62 225ZM69 223H73V224L71 225V226H72V229L70 228L71 226H70ZM75 224H76V225H75ZM87 224H88V223H86V226H89V225L92 226V225H93V224H92V225H91V224H88V225H87ZM108 224H109V223H108ZM108 224H107V226H108ZM56 225H57V226H56ZM82 225H83V224H82ZM95 225H97V227H99L98 224H94L93 227H95V229L97 228ZM102 225H103V224H102ZM102 225L99 227V230L102 229V228H101V227H103ZM38 226H40V225H37L36 227L38 228ZM41 226H42V225H41ZM41 226H40V227H41ZM66 226H67V230H66ZM76 226H77V227H76ZM110 226H111V225L109 224V226H108L109 229L111 228ZM36 227H34V231H35V233L38 232V231H39V232L37 233L38 236H35L36 234L34 235V236H35L34 238L37 237V238L39 239V238L41 237V236H39V233H40V229H41L42 227H41V228L39 227L38 229H37ZM68 227H69L70 229H69ZM80 227H81V229H80ZM84 227H85V226H84ZM93 227H92V228H93ZM105 227H106V224L104 225L103 228H105ZM21 228H22V226H21ZM21 228H20V226H16V231H17V233H19L20 231L22 232V230H20ZM77 228H78V229H77ZM92 228L89 227L88 229L91 230ZM59 229H61V230H59ZM85 229L87 230L86 227H85ZM105 229H106V231H107V230L109 231V229H107V228H105ZM2 230H3V232L5 231L4 228H3ZM41 230H42V229H41ZM43 230H45V227H44ZM58 230H59V231H58ZM89 230H88V231H89ZM93 230H94V228L92 229V232H93ZM96 230L99 231L98 228H97ZM96 230H94L95 232H93V233H97ZM110 230H111V229H110ZM139 230L141 231V229H139ZM100 231H102V232L104 231V232H105V230H103V229L100 230ZM100 231H99V232H100ZM52 232H53V233H52ZM58 232H59L60 234H59ZM73 232L75 233V231H73ZM81 232H82V231H81ZM85 232H86V231H85ZM89 232H90V231H89ZM92 232H91V233H92ZM99 232H98V233H99ZM110 232H111V231L106 232V233H110ZM138 232H139V231H138ZM138 232H135V233H137V234H135V235H139L140 232H139V233H138ZM142 232H143V230H142ZM83 233H84V232H83ZM86 233H87V232H86ZM100 233H101V232H100ZM100 233H99V234H100ZM106 233H105V234H106ZM101 234H102V233H101ZM103 234H104V233H103ZM142 235H144V234H141L140 236H142ZM144 236H145V235H144ZM133 237H134V236H133ZM135 237H136V238H135ZM135 237H134V239H135V240L137 239V244H136L135 247H138V248H139V246H142V243H144V241H143L142 243H140V245H139L140 237H139V236H135ZM137 237H139V239H138ZM142 237H143V236H142ZM142 237H141V238H142ZM143 238H145V237H143ZM143 238H142V239H143ZM58 239H59V238H58ZM142 239H141V240H142ZM141 240H140V242H141ZM135 242H136V241H135ZM135 242H134V243H135ZM144 244H145V243H144ZM144 244H143V245H144ZM137 245H139V246H137ZM50 247H51V248H50ZM47 248H48V249H47ZM138 248H137V250H138ZM142 248H144V246H143V247H140L141 251L144 250V249H142ZM65 249H66V248H64V251H62V252L65 253V251L67 250V249H66V250H65ZM46 250H47V251L50 250L52 253H50V251L47 252ZM62 250H63V249H62ZM135 250H136V249H135ZM141 251L139 250V251H137V252H141ZM46 252H47V253H46ZM137 252H136V254H137ZM48 253H49V254H48ZM66 253H68V252L66 251ZM141 253H143V252H141ZM141 253H140V256L142 255ZM50 254H51L52 256H51ZM134 254H135V253H134ZM55 255H57V257H56ZM11 258H12L11 255H10V256H7L6 258H4L2 264H14V263L12 262ZM55 258H56V259H55ZM28 259H29V256H28ZM28 259H27V258L25 259L26 264H28V263L30 262V260H28ZM42 259H43V260H42ZM119 259L121 260V256H120V255H119V258L116 260V261H117V264H122L121 261H120ZM52 262H51V264H52ZM86 262H87V261H86ZM89 263H90V262H89ZM89 263L87 262L86 264H89ZM29 264H32V263H29ZM49 264H50V263H49ZM90 264H92V263H90Z\"/></svg>",
	"mask_w": 264,
	"mask_h": 264
},
{
	"label": "built area",
	"instance_id": "built-area-1",
	"mask_svg": "<svg viewBox=\"0 0 264 264\" xmlns=\"http://www.w3.org/2000/svg\"><path fill=\"white\" fill-rule=\"evenodd\" d=\"M43 260V259H42Z\"/></svg>",
	"mask_w": 264,
	"mask_h": 264
}]
</instances>
